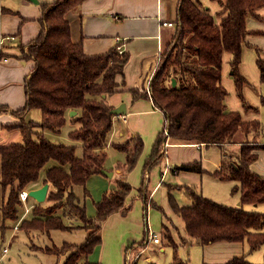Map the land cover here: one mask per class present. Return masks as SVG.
Masks as SVG:
<instances>
[{
    "label": "trees",
    "instance_id": "trees-1",
    "mask_svg": "<svg viewBox=\"0 0 264 264\" xmlns=\"http://www.w3.org/2000/svg\"><path fill=\"white\" fill-rule=\"evenodd\" d=\"M82 1L51 0L40 3V31L20 52L23 59L33 61L31 72L23 84L24 104L11 110L21 119L7 124V127L19 131L20 140L0 145V186L4 195L0 205L2 220L18 218L21 206L19 191L38 180L46 163L50 160L56 162L46 169L43 178V183L50 182L52 187L46 196L50 204L36 202L30 215L18 225L26 232L36 230L47 234L51 229L84 228L87 235L78 244L63 242L60 247H40L55 254L69 251L62 264H98L90 262L87 256L101 241V223L111 213L127 211L125 197L131 190L127 181L117 179L115 185L94 202L93 216L87 215L85 205L80 203L74 191V186H81L83 197L88 196L87 179L94 174L104 175L107 152L103 145L114 115L111 111L114 107L106 98L117 91L119 84H124L123 70L128 59L125 51L117 50L119 43L106 51L87 54L81 41L71 39L66 14L77 10ZM212 1L221 7L216 12V16L221 15L218 22L207 7L200 6L199 0H178L175 35L167 50L158 56L156 70L149 81V92L132 89L131 94L132 99H150L153 107L163 115L162 128L156 133L145 160V169L162 159L161 147L166 139L171 143H203L206 146L239 143L234 162L211 172L220 180L238 182L232 190L239 191L238 206L216 202L187 184L176 186L183 189L190 204L180 205L170 191L168 204L182 223L185 244L245 241L249 251H252L264 244V212L245 210L243 205L264 202V176L250 168L257 159V151L264 147L254 138L262 131V123L257 118L245 119L238 110L226 108L228 92L221 82V74L222 55L229 53L228 65L234 91L245 108H254L246 104L243 95V88L250 82L241 72L240 64L242 47L247 44L246 37L254 32L247 29L246 17L264 19L261 13L264 0ZM253 49L259 79L264 83V59L260 58L262 50L257 46ZM5 55L7 53L0 48V57ZM171 78L175 79V86L171 85ZM31 109L40 111V120H24L23 116ZM69 110L76 113L70 116ZM66 113L72 121H78V126L69 131V136L80 142V154L76 153L78 145L56 142L43 132L45 129L59 132ZM237 133L240 136L237 137ZM143 145L139 135L113 142V149L125 153L124 162L117 163L116 167L123 172L130 171ZM174 170L204 171L197 160L176 164ZM139 190H145L143 179ZM146 195L143 199L144 232L139 245H144L148 237ZM58 210H61L60 213ZM63 216H72L80 224H65ZM162 232L172 248V259L168 264H189L177 255L179 244ZM203 264L255 263L242 254L221 263Z\"/></svg>",
    "mask_w": 264,
    "mask_h": 264
},
{
    "label": "crops",
    "instance_id": "crops-1",
    "mask_svg": "<svg viewBox=\"0 0 264 264\" xmlns=\"http://www.w3.org/2000/svg\"><path fill=\"white\" fill-rule=\"evenodd\" d=\"M45 1L51 0H0V34L13 35L12 41L4 43L2 48L7 55L0 60V145L20 140L19 131L7 127V124L16 123L21 119L20 116L11 113V110L20 108L24 104L23 84L31 72L33 61L31 59H23L20 52L21 48L34 40L40 31L41 26L38 20L40 3ZM177 3L178 0H83L77 10L69 11L66 14L70 25L71 39L73 41H81L85 53L95 54L106 51L116 44V38H118L119 45L128 55L124 65V84H119L117 91L106 98V101L113 107L120 103H125L126 108L125 113L113 115L112 127L103 145L107 152L104 167L106 171L111 172V175H91L86 181L89 195L83 197L82 188L80 195L76 194L80 203L85 205L87 215L93 216L95 214L94 202L101 198L105 190L113 187L117 179H123L131 185V190L125 197L128 209L125 212L117 211L111 213L102 221L100 227L101 241L87 256L90 262L124 264L126 249L134 243H139L142 239L144 232L143 199L145 193L149 194V198L151 197L155 201L157 208H162V215H159L156 211H147V222L149 217L151 223L154 222L155 224V219L158 216L160 220L158 228L159 232L162 233L163 225L167 223V218L174 226L180 227L181 235L185 236L182 223L168 204L167 185L170 183L187 184L197 188L204 194L203 186L205 181L207 179L218 180L212 175V171L207 169H204L202 173L174 170L176 164L194 160L203 164L205 159L204 150L202 149L203 143H171L167 140V147L165 148V153H162V159L158 162H153L147 169L144 168L145 160L151 151L152 143L157 133L156 131L159 129L160 120H147L148 117H152V114L157 113L156 108L153 107L152 101L146 97L132 99L131 90H144L147 81H150L149 79L158 61V55L173 34ZM206 4L211 13L218 12L221 8L216 1L209 0ZM262 12H264V9L261 10ZM253 19L261 23V19ZM164 21L172 22V25H163ZM248 30L256 31L250 35H258L262 31L259 27ZM244 46L252 48L257 46L264 50L263 45L251 44L249 41ZM229 55V53L222 55L226 62L229 60ZM243 66H246L245 59H243L240 67L247 78L249 74ZM223 73L230 75V71L227 68L225 70L222 69V83ZM117 80L120 81V77ZM226 80L230 81L227 78ZM249 82L250 84L245 88H254L250 80ZM258 83L260 85L263 84L259 79V71ZM245 100L248 102L247 98ZM248 110L257 111V107H248ZM242 115L245 119L257 118L248 112L242 113ZM123 116L125 121H123ZM23 117L25 120V115ZM141 118H145V120ZM260 121L262 123V131L255 136V139L257 143L264 144V120ZM61 130L62 128L60 132ZM60 132L55 134L58 135ZM131 135H139L142 138L144 143L143 150L135 166L130 171L123 172L116 167V164L124 162L125 153L113 149L112 143L114 142L113 140L116 142L128 140ZM110 140L111 143L109 142ZM79 143L77 142L76 144ZM222 147L227 149L228 147L230 149L235 147L234 150H239V143L225 144ZM257 153V159L250 165V168L264 176V147L260 148ZM217 162L212 161V164H215L214 170H219L216 166L224 168L222 164ZM43 178H41L39 184L30 188L42 185ZM142 179L145 185V192L139 190ZM48 183L51 185L50 182ZM171 194L175 196L180 205L190 204V199L183 189L171 190ZM238 198L239 196L236 197L237 200H239ZM3 200L4 195L0 186V205ZM148 209H150L149 205ZM0 219H2L1 212ZM147 225L149 228V223ZM151 226L153 225L151 224ZM160 242L161 240L157 243L159 244ZM243 242L221 240L202 245V248H199L202 252V263H221L233 256L242 255L244 250ZM179 246L181 245L179 244ZM169 260L170 257L168 256L162 264H168L171 261ZM78 264L83 263L79 262Z\"/></svg>",
    "mask_w": 264,
    "mask_h": 264
},
{
    "label": "rangeland",
    "instance_id": "rangeland-1",
    "mask_svg": "<svg viewBox=\"0 0 264 264\" xmlns=\"http://www.w3.org/2000/svg\"><path fill=\"white\" fill-rule=\"evenodd\" d=\"M207 1L209 0H199L200 6L202 5L203 7L208 8V5L206 4ZM212 14H214L215 21L218 22L221 15L216 16V12ZM262 14H264V12H262ZM246 20H247L246 27L248 29H252V28L254 29L256 27H259V29L263 31V32L261 31L258 35L249 34L247 36V41H249L251 44H257V45L259 44V46L260 45L264 46V19H261L260 20L261 23H259V22L254 21L253 17L248 15L246 17ZM170 23H171L170 25H172V22ZM175 29L176 27L174 26L171 39L169 40L168 43L165 44L163 49L160 51L159 55L164 50L166 51L167 50L166 47L169 45V43L172 42L173 36L175 35ZM23 48L26 49V45ZM260 58L264 59V50H262V52L260 53ZM243 59H245V64H246V66H243V67L244 69H246L247 73L249 74L247 78L251 81V84L254 87V88L244 87L243 95L248 100V102L246 101V104L248 106L249 105L256 106L257 111L256 110L249 111L248 108H245L243 106V103H241V101L239 100V98L237 97L234 91L233 81L231 77H229L230 75L223 73V80H222L223 83L222 84L224 85V87L229 93L226 96V103H227L226 108L229 110L233 108L232 110H238L241 114L248 112V113H251L253 117H257L260 120H264V83L262 85L258 83V71L255 65V52L252 47H247V46L242 47V59H241L240 66H242ZM223 60L224 61L222 63V69L225 70L227 68L229 70L228 62H226L225 58ZM155 70H156V67L154 71ZM240 70H241V67H240ZM123 73H124V70H123ZM226 78L230 79V81H227ZM149 89H150V82L147 81V84L145 85V88L143 91L149 92ZM155 110L157 113L152 114V117H148L147 120H160L159 129L156 131L158 132L162 128L163 115L159 109H155ZM242 117L244 118L243 115ZM40 118H41V113L38 109H31L29 112L25 114V120H40ZM70 118L71 117L68 116V114L66 113L65 122L61 126L62 130L61 132L59 131L60 134L56 135L55 133H59V132H53L51 130L49 131V129H45L43 130L44 134L46 133L45 136L50 139H54L56 142H61L65 144H76L77 142H79V141L73 140L69 136V131L78 126V121H75V120L72 121V119ZM142 120H145V118H143ZM236 136L237 137L240 136V133H237ZM113 141L116 142L115 140ZM109 142L111 143V140ZM76 145H78L76 147V153L80 154L81 152V150L79 149L80 146L79 144H76ZM234 148L230 149L228 147L227 149L225 147L218 146L215 144H210L207 146L204 145L202 149L204 150L203 154L205 156V159L203 160V164L201 162L202 168L213 172L215 164H212V161H215V162L218 161L217 163L222 164L223 167H227V165L234 162L235 156L238 152V150L236 149L234 150ZM161 153H165V149L163 145L161 147ZM223 153H225L226 156L225 155L223 156ZM54 164H56L54 160H50L48 163H46L40 171L39 179L35 182L29 183L26 186L27 188L25 187L23 189L27 190L28 188L39 184L41 178L45 176L46 169L49 166L54 165ZM220 167H217V168L220 169ZM176 185L177 184H171V183L168 184L167 190L170 192L171 190L174 191L175 189L178 188V186ZM49 186L50 187L48 188V191L51 190L52 188L51 185ZM237 186H238V182L234 180H220V179L208 180L207 179L203 186V193H204L203 195H205L206 197H209L210 199L216 202H220V203L230 205V206H236V205L238 206L239 200H237L236 197L239 196V191L238 190L232 191L233 188ZM81 188H82L81 186L75 187V193L78 196L81 193ZM146 198H148V205L150 206V209H148L147 207V211L148 212L156 211L159 215H162L161 213L162 208L160 207L161 209H159L156 207L155 201L152 200L151 197L149 198V194L146 195ZM32 203L33 205H35L36 202L32 198H28L26 201V205L30 206L31 208L30 212L33 208ZM39 204L47 205V204H50V202H48L45 199L43 202ZM22 205L23 204L21 203V206H19V209H18L19 214L16 220L0 219V264H62L66 256L68 255L69 251L63 252L61 254H55V253L43 251L40 249V247H44L45 245H49V246L55 245L57 247H60L63 242L78 244L85 239L87 231L84 228H80V227H74L72 229H51L48 234L42 231L32 230V231L26 232V231L19 229V225H18L19 216L23 215V216L28 217L30 215L29 211L27 213H24ZM243 208L245 210H257V211L264 212V202L259 203V204H244ZM60 211L61 210H58L57 212L60 213ZM166 220H167V223L163 225L162 231L170 235L171 240L174 243L181 245V246H178L177 255L181 259L188 261L189 264H203L202 263V252L199 250V248H202L201 247L202 245L194 243V242L190 244H185L186 242H184V240L182 239V237L184 238V236L181 235L182 232L179 230L180 227L174 226L172 222L168 220L167 218ZM63 222L65 224H71L72 226H75V224L77 225L80 223L79 220L72 218V216L71 217L63 216ZM147 223H149L150 232L153 231V232L158 233L156 234L158 237V242L160 240L161 242L159 244L157 242L154 243L152 240H149L147 237V242L144 243V245H139V243H134L130 245L128 247L129 248L128 256H130L128 263L130 264L131 263L133 264V262L134 264H154V263L162 264L165 261L166 257L169 256L170 260L172 259V248L168 244L167 240L164 239L163 232L162 233L159 232V228H158L160 226L159 217L157 216V218L155 219V224L154 222L151 223L150 218L148 217ZM1 224H3V227L1 226ZM151 224L153 226H151ZM149 228H148V231H149ZM263 230H264V227H263ZM3 248H6L5 253L1 252ZM243 249L244 250L242 254L248 261H250L251 263H255V264H264V244L252 251H249L246 242H243ZM125 252H127V249ZM124 264H125V255H124Z\"/></svg>",
    "mask_w": 264,
    "mask_h": 264
},
{
    "label": "built area",
    "instance_id": "built-area-1",
    "mask_svg": "<svg viewBox=\"0 0 264 264\" xmlns=\"http://www.w3.org/2000/svg\"><path fill=\"white\" fill-rule=\"evenodd\" d=\"M163 25H170L171 23L170 22H163L162 23ZM13 40V35H1L0 34V48H2L3 47V45H4V43L5 42H10V41H12ZM116 43H119V40H118V38H116ZM116 48H117V50L119 51V52H121V51H123L122 50V48H121V46L118 44L117 46H116ZM3 57H0V60L2 59ZM123 121H125V117L123 116ZM166 146H167V141L165 140L164 142H163V147H164V149L166 148ZM217 167H219V166H217ZM19 198H20V200H21V203L23 204L22 206H23V211H24V213H27L28 211H30V206H27L26 205V201H27V199L28 198H30L29 196H28V194H27V190L26 189H22V190H20L19 191ZM24 218V216L22 215V216H19V219H18V221L20 222L22 219ZM18 227V226H17ZM148 239L149 240H152L153 242H158V237H157V235L154 233V232H150V230L148 231ZM128 250H129V248H127V252H125V264H130V263H128V260L130 259V256H128ZM1 252L2 253H5L6 252V248H3L2 250H1Z\"/></svg>",
    "mask_w": 264,
    "mask_h": 264
},
{
    "label": "water",
    "instance_id": "water-1",
    "mask_svg": "<svg viewBox=\"0 0 264 264\" xmlns=\"http://www.w3.org/2000/svg\"><path fill=\"white\" fill-rule=\"evenodd\" d=\"M170 81H171V85L172 86H175V84H176L175 79L174 78H171ZM111 111H112L113 114L125 113L126 112L125 103H120L119 105H117L116 107H114ZM75 113H76L75 110H69L68 111V114L70 116L74 115ZM103 172L107 176H110L111 175V172H108L106 170H104ZM48 186H49V183L48 182H44L39 187L28 189L27 190V194L35 202L41 203V202H43L46 199L47 191H48Z\"/></svg>",
    "mask_w": 264,
    "mask_h": 264
}]
</instances>
